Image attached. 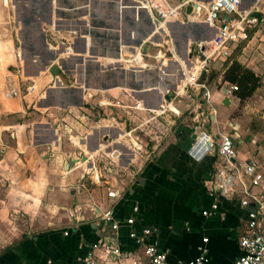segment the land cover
<instances>
[{
    "label": "crops",
    "instance_id": "obj_1",
    "mask_svg": "<svg viewBox=\"0 0 264 264\" xmlns=\"http://www.w3.org/2000/svg\"><path fill=\"white\" fill-rule=\"evenodd\" d=\"M123 1L125 4L135 3V0ZM262 1L242 0L241 8L249 9V4L253 2L252 5H257V15L262 17ZM121 2L0 0V23L9 22L12 30L17 31V39L28 50L29 58L25 62L30 64L31 73L45 72L55 61L54 32L71 37L69 41L73 49L80 51L82 58L69 56L61 62V67L66 74H75L78 84H92L105 80L108 72L99 63L87 59L86 55H115L122 46L137 45L132 38L135 31L145 33L155 29V21L148 9L133 6L122 9ZM123 20L129 28L121 23ZM176 24L183 31L181 39L186 46L191 42V30L196 34L200 28L207 29L198 24L189 25L194 26V30L186 23ZM5 31L7 33L2 29L0 31L2 49L3 42L11 40L15 48L17 40L8 38V28ZM175 46L180 51L179 44ZM230 63L226 67L221 63L219 75L212 80L214 85L207 81L213 95L214 110L209 107L210 111H201L200 116H206L202 122L187 124V120H180L176 126L167 127L164 140L150 147L153 153L149 159L135 157L126 141H112V144L101 141L100 137L106 135V130L114 129L107 128V125L95 130L94 135L88 129L89 141L86 144L85 141L77 146L68 143V125L78 129L79 133L85 130L80 122L83 111L72 105L78 103L76 99L82 98L83 91L79 88L76 91L58 89L52 92L56 99L64 103L60 106L62 110L71 105L73 111L66 114L62 110L37 111L43 114L41 122L10 125L12 128L18 125L27 129L25 135L23 130L19 131L22 132L21 137L12 134L6 139L5 128L8 127L0 126L3 129L0 135V264H79V255L87 253L112 234L111 223L97 215L110 208L120 223L118 239L122 250L132 253L134 260L144 259V246L139 245L135 237L144 236V230L150 229L147 242L168 250L173 264L190 263L202 254V248L206 249L205 255L209 258L207 264H234L243 255L240 237L254 210L243 206L242 201L247 196L242 186H238L234 195L219 194L214 183L215 173L224 160L218 154L200 162L188 154L195 129L196 133L205 129L216 138L222 132H229L238 150L236 163H249L256 167L257 173L264 175V138L249 133L244 122L240 121L241 116L236 115L240 106L239 96L223 94L219 84L224 69ZM246 66L256 71L251 63ZM122 72L124 76L127 74ZM213 72L212 69L209 77ZM149 74L129 72L130 85L134 89V96H130L134 98L133 104L140 95L148 99L150 106L157 107L167 89L175 90L163 81L164 84L150 82L151 87H156L153 90L142 88L141 78L145 77L149 83ZM229 83L233 82L227 81L226 85ZM117 86L120 85L106 84L109 90L115 87L116 91L119 89ZM201 91L204 94V90ZM201 91L195 92L196 95ZM185 94L186 91H183L182 96ZM226 97H230V105L224 104ZM2 112L6 115L28 113ZM114 127L116 131H123L127 125L122 123ZM102 144L107 145L106 149L97 152ZM115 148L120 150L121 155L112 159L108 152L111 149L112 153ZM89 153L94 155L93 158H88ZM83 156L88 160L82 161L84 164L81 165L77 163V157ZM96 175L100 176V182L96 181ZM248 180L251 182V178ZM110 189L119 191L120 196L110 197ZM250 190L255 194L261 193L257 186ZM216 203L219 207L214 210ZM212 211L215 213L210 214ZM205 239L208 241L205 242Z\"/></svg>",
    "mask_w": 264,
    "mask_h": 264
},
{
    "label": "built area",
    "instance_id": "obj_2",
    "mask_svg": "<svg viewBox=\"0 0 264 264\" xmlns=\"http://www.w3.org/2000/svg\"><path fill=\"white\" fill-rule=\"evenodd\" d=\"M241 3L242 0H206L205 2L204 0H135L134 4H130V6L136 8L148 9L150 15L154 21L158 22L160 27L176 22L185 24V20H190L189 22L193 24L195 23L207 27V29L200 28L199 31L201 35L208 32L214 33V36L211 38H207V35L206 38H199L189 43L184 54L188 64H185L178 56L179 51L175 44L168 43L169 33L167 30H165L162 36H158L156 40H146L138 45L122 46L115 55L109 53L90 55L89 53V55H86V58L102 65L105 72H110V68L105 70L107 65L113 67L112 69L119 68L118 70L125 72H148L150 73L149 83H163V79L165 78L164 74L166 72L179 74L181 73L180 70H182L187 74L186 82H184L178 90L167 89L165 93L162 94L163 98L159 106L143 108V105L135 98V104L127 105L130 109L129 111H156L157 117L162 116L167 111H172L174 113L177 111V115L180 116V107L176 108L173 103L183 95V91L187 93L190 89H195L197 91L204 90L203 97L210 103L211 107H213V95L207 84L212 70L210 68L215 62H221L223 67H226V64L232 61L235 50L243 41H246V39L248 40V29L256 25L260 19L258 15L254 14V9L252 11L243 10L241 8ZM125 7L129 8L128 5L122 3L121 8L123 9ZM190 7L191 11L189 12L188 10ZM165 28L166 27L163 29ZM64 45L65 44L61 43L54 45L56 53H58L59 50H62V52L44 72L50 73L55 79L54 86H52L54 90H58L56 80L58 76H56L57 73L55 74L51 71L52 66L57 65L59 69H63L61 67V62L67 55L76 54L73 47L68 45L64 47ZM147 45H149L148 48H146ZM226 69H224L223 75ZM204 75L206 78L202 80ZM223 77L219 79V84L222 86V93L234 97L239 90V86L236 83H229V85H226L227 81H224ZM58 79L60 78L58 77ZM61 82L63 83L62 87H64L63 85L65 83L63 81ZM181 82H183V79ZM69 86L70 85H66V87ZM35 87L36 86L33 85L29 87V89L35 91ZM155 88L156 87H151L149 89L153 90ZM80 89L88 93L87 98L89 99L102 96V104L106 108L117 106L114 102L115 100L107 95H114V92H112L113 89L109 90L106 88V90L97 91L91 88H85L84 84L81 85ZM172 91L175 93V98L168 99L167 95ZM133 92L134 91H132V93ZM17 94L18 92L16 89H12L9 96L13 97ZM85 100L87 101V99ZM171 105H173L175 109H172ZM71 107L68 105L67 107H63V109L73 111ZM80 108L81 105L78 106V111H81ZM212 109L214 110V107ZM97 114V125L100 122V124L104 126V121H106L104 115L100 112ZM82 120H84L82 122L85 123L86 127L90 128L89 133H92L94 130L93 123H90L92 119H89L87 115L83 114ZM56 122L57 124H61L60 121ZM116 122L119 123L117 120ZM134 131H136V129H130L127 135L131 136ZM66 136L68 143H71L73 146H77L78 142L80 143L87 140L82 134L76 133L75 129L70 125L66 128ZM124 136L126 135L124 134L121 137L118 136L112 139L113 136L105 135V139H107L101 141H110L112 144V141L116 142ZM106 147L107 145H103L101 149H106ZM133 148L135 150H141L143 149V144L134 142ZM117 150L118 149H115L112 153L108 152L112 155V159H116L121 155V153L116 154ZM118 151L120 152V150ZM152 153L151 151L149 157H151ZM188 154L197 162L203 161L206 157L213 154H218L219 157L224 160L221 167L217 169L214 180L220 195H234L238 186L243 187V191L247 198L242 201V204L243 206L250 207L254 211L250 213V220L247 223L246 230L240 237V246L243 250V255L238 258L234 264H264V175L257 173L256 167L249 163L241 162L239 165L236 163L238 150L229 132H222L219 134V137L216 138L207 130H200L197 133V137L188 148ZM87 155L89 159L94 156L90 153ZM88 158L85 156L77 157V163L82 165ZM248 178H251V182H249ZM95 179L97 182L101 181L99 175H96ZM254 186L259 187L261 193H253L250 188ZM108 195L116 198L120 196V192L110 189ZM251 199H253V201ZM252 204H255V206H252ZM218 207L219 205L217 203L213 205L214 210H217ZM214 213L215 211L210 212V214ZM97 215L107 223H111L112 234L106 237L100 244L95 245L87 253L79 255V264H173L169 260L168 250L161 249L156 243L147 242L146 238L151 233L150 229L144 230V236L135 237L137 243L144 246V259L134 260L132 253L122 250L118 239L120 223L115 218L114 210L110 208ZM207 241L208 239H205V242ZM205 253L206 249L202 248V254L190 263L179 264H207L209 258Z\"/></svg>",
    "mask_w": 264,
    "mask_h": 264
},
{
    "label": "rangeland",
    "instance_id": "obj_3",
    "mask_svg": "<svg viewBox=\"0 0 264 264\" xmlns=\"http://www.w3.org/2000/svg\"><path fill=\"white\" fill-rule=\"evenodd\" d=\"M140 1V0H136ZM122 3L124 1L122 0ZM253 2H251V5L249 4L248 8L245 9L248 11H252L254 9V14L257 15L256 11V4L252 5ZM128 7H131L130 4H126ZM262 7V10L264 11V1L260 4ZM247 6V5H246ZM259 6V5H258ZM141 11V10H140ZM122 13V12H121ZM140 14V12L138 11ZM264 13V12H262ZM91 15H92V9H91ZM124 15V14H122ZM121 15V17H122ZM259 16V22L250 27L248 29V40L246 41L249 42V40H253L251 43H247L243 41L241 45L235 50L232 56V60L237 59L238 61L240 60L241 63L243 62V66L248 68L246 65L250 64L253 65V67L256 68V71L253 70L261 79L260 82V87L252 94L249 95L246 98H240L239 101V109L236 112V115H240L241 119L240 121H243L246 128L249 130V133L251 134H257L260 137L264 138V14L262 17ZM124 17V16H123ZM123 19V18H121ZM186 24L189 26L193 24L192 22H189L190 20H185ZM125 27L129 28V25L127 22L124 20L121 22ZM155 29L151 31H146L145 33H138L135 31L133 34L132 38L134 40V43L137 45L143 41H153L158 38V36H162L163 31L167 30L169 33V40L168 43L170 44H176L178 43L180 46V51L178 53V56L183 59V61L188 64L187 58H185V51H186V43L182 42L183 38L181 33V29L176 23L172 24H166L164 27H160L158 25V22L155 21ZM195 24V23H194ZM193 24V25H194ZM3 27L5 28L3 30ZM13 27V26H12ZM12 27L9 22H1L0 23V31L7 33L6 28H8L9 32V37H14L17 40V45L14 48V41H4V49H2L0 45V126L8 127L6 130L7 136L6 139L11 138V135H18V137L22 136V131L23 134L28 132L25 127H20L24 124L26 121H29V123H39L43 120V114L38 113L37 111H60L62 108H60L61 105H64V103L60 102L61 100L56 99L53 95V90L52 86H54L55 79L51 76L50 73H44L38 71L33 72L32 69H30L28 63H26V59L29 58L27 55V51L23 48L22 41L17 39L16 30H12ZM191 27V26H189ZM48 28V27H46ZM191 27V29H193ZM189 29V28H188ZM194 30V29H193ZM200 30V29H199ZM198 30V31H199ZM192 31V30H191ZM53 34V31H51ZM197 32V31H196ZM194 35L196 36V39H199L202 37L201 32L196 33L192 31ZM57 33L54 32L53 37L55 38L54 43L55 45L58 43H65L64 47L66 45L71 46L72 44L69 40H71V37H63L61 35H56ZM144 34V36L142 35ZM214 36V33L211 32V34L208 36V38H211ZM6 38V37H5ZM143 38V39H141ZM194 38V36H193ZM191 41V39L189 37ZM136 41V42H135ZM10 46H9V44ZM249 44V45H247ZM242 46V47H241ZM246 47V49H244ZM64 50V49H63ZM107 51H110V49H106ZM26 52V53H25ZM62 50H59L58 53L56 54V57H59L61 54ZM80 51H76L74 55H70V57H77L78 59L82 58L79 54ZM69 57V54L65 59ZM215 65V66H214ZM214 65L210 68L213 69L214 72L210 78V85H214L212 80H214L218 75H219V70L222 69V65L220 62H215ZM110 68V69H109ZM113 67H105V70L109 69V71L106 74L105 82L107 83H120L122 86H125L126 88H130L129 85L130 81L129 79L131 76L129 75V72L124 76V73L121 70H118L119 68L112 69ZM114 70V71H112ZM121 71V72H118ZM181 73L179 74H172L170 72H166L164 74L165 78L164 83L169 85L171 88L172 86L174 87L175 90H178L180 86L187 80V74L180 70ZM62 74V73H61ZM65 78H63V82L65 83H71L75 82L77 83L78 78L75 74H64ZM127 76V77H126ZM130 77V78H129ZM183 79V82L181 80ZM57 85L58 89H61L64 91L62 87V82L59 81L57 78ZM141 87L146 88V90H150L151 88L150 83L146 81L145 77L141 78ZM35 85L36 86V91H32L29 89V87ZM132 85V84H131ZM219 86V84H217ZM12 89H16L18 92L17 95L10 97L9 93ZM56 90V89H55ZM66 91V90H65ZM115 91V87H113V90ZM145 91V90H143ZM197 90L195 89H190L184 96H180L173 104L175 105L176 108L181 107V111H183V114L181 112L180 116H178V113H172L170 111H167L165 114L162 116H158L156 114V111H147V110H138V111H127L130 110L127 105H132L133 102L129 97L130 91L126 90L119 91L117 89L114 94H118V97L114 99L115 103L117 106H113L112 108H107L109 111H105L103 113L104 118L106 121H104V124L107 125V128H114L111 131L108 129L106 132H104L106 135L109 133L113 137H121L124 134L122 139L120 141H126L128 146L130 147V150L134 153L135 157L139 158L140 160H145L149 159L150 157V147L158 145L164 140V135L166 130L168 129L167 127H170L172 125L176 126L178 121L180 120H187V124H193V123H199L200 120L202 122V119L204 116H200L201 111H210L209 107H211L210 103L203 97L204 94H202V91L199 92L201 94L196 95ZM64 93V92H63ZM138 93V92H137ZM45 94V96H44ZM42 97V99H40ZM138 102H140L143 105V108L149 107L150 103L147 98L144 96L138 95ZM71 107V106H70ZM151 107V106H150ZM173 105H171L172 109H175ZM183 107V109H182ZM67 110V109H66ZM62 110L64 111L63 113H68V110ZM2 111H28V113H11L9 115H6L5 112ZM213 111V110H212ZM101 112V111H97ZM71 115H74L72 112H70ZM93 117L92 123H94V118H95V111L92 114ZM178 117V119H177ZM183 117V118H182ZM74 117H71V119ZM167 118V119H165ZM116 120L119 122L117 123ZM81 122L82 128L85 127V130H81L83 133H79L78 129H75V132L84 135L85 143L86 141H89V138H87V135H89L87 129H90L89 127L86 129L85 123ZM197 121V122H196ZM27 123V122H26ZM124 123L127 125L123 131H116L114 125L119 126V124ZM13 124H18L16 128L9 127L10 125ZM37 125V124H36ZM32 127V125L30 126ZM78 128V127H77ZM130 129H136L132 133L131 136L127 135V132ZM144 130V131H143ZM3 129L0 127V135L2 133ZM129 133V132H128ZM25 135V134H24ZM21 138L23 140L24 138ZM17 137V136H16ZM91 137V136H89ZM83 142V141H82ZM138 142L143 144V149L141 150H135L133 148V143ZM81 143V142H80ZM78 142V145H81ZM80 147V146H78ZM103 145H101L98 149L97 152L101 150ZM116 147V146H115ZM113 148V146H111ZM116 149V148H115ZM88 151V149H85ZM77 152L79 149L76 150ZM111 152V149L109 150V153ZM86 169V168H84Z\"/></svg>",
    "mask_w": 264,
    "mask_h": 264
},
{
    "label": "flooded vegetation",
    "instance_id": "obj_4",
    "mask_svg": "<svg viewBox=\"0 0 264 264\" xmlns=\"http://www.w3.org/2000/svg\"><path fill=\"white\" fill-rule=\"evenodd\" d=\"M51 65V64H50ZM49 65V66H50ZM51 71H52V69H51ZM114 71V70H113ZM53 72V71H52ZM118 72H121V71H118ZM54 73V72H53ZM62 73V74H61ZM64 74H66V71L64 70V69H59V67H58V73H57V75L56 76H58L60 79H58V77H56L59 81H63V78L62 77H64L65 78V75ZM129 83L131 82V81H128ZM65 83V82H64ZM84 85H85V88H91V89H93V90H97V91H103V90H106V83H105V81L104 80H101L100 82L98 81H95V82H93L92 84H90V83H83ZM117 84V83H116ZM120 86H117L119 89H120V91L121 90H123V91H125L126 92V90H128V91H130V94H129V97L130 96H134L133 95V93H132V91H134V89L132 88V85H129V87L130 88H126L125 86H122L120 83H118ZM66 85H70L69 87H66ZM80 85V86H79ZM81 85L82 84H78V83H75V82H73V83H65L63 86V89L64 90H70V91H72V90H78V88L80 89L81 88ZM81 90V89H80ZM87 95H88V93H86L85 92V90L83 91V93H82V98L80 97V98H78V99H76L77 100V102L78 103H73L72 105L73 106H75V107H77L78 108V106H80L81 105V108H80V110L81 111H83V113L85 114V115H87V117L89 118V119H91V117H93V113H94V111H95V118H94V123H93V128H94V130H93V135H94V131L96 130H99L100 128H102L103 127V125H101L100 124V122H99V124L97 125V122H98V120H97V116H98V114H97V111H101L100 113L101 114H103V113H105V111H109L106 107H104L103 106V104H102V99H101V97L102 96H100V97H97V98H87ZM108 95V97H112L113 99H115L116 97H118V94H107ZM85 99H87V101L85 100ZM130 99H132V102H134V99L133 98H130ZM71 106V105H70ZM113 109V108H112ZM127 111H129V110H127ZM100 139L101 140H106L105 139V136L103 135L102 137H100ZM109 140V139H108Z\"/></svg>",
    "mask_w": 264,
    "mask_h": 264
},
{
    "label": "trees",
    "instance_id": "obj_5",
    "mask_svg": "<svg viewBox=\"0 0 264 264\" xmlns=\"http://www.w3.org/2000/svg\"><path fill=\"white\" fill-rule=\"evenodd\" d=\"M204 75L202 80H205ZM209 77V81H210ZM224 81H230L236 83L239 86V90L236 95L240 98H246L252 95L259 87L261 79L260 77L250 68H246L237 59L232 60L228 68L226 69L223 77Z\"/></svg>",
    "mask_w": 264,
    "mask_h": 264
},
{
    "label": "water",
    "instance_id": "obj_6",
    "mask_svg": "<svg viewBox=\"0 0 264 264\" xmlns=\"http://www.w3.org/2000/svg\"><path fill=\"white\" fill-rule=\"evenodd\" d=\"M189 12L191 11V7L189 8V10H188ZM149 47V45H147L146 46V48H148ZM52 71L56 74V73H58V66L57 65H53L52 66ZM174 96H175V93L174 92H171L169 95H168V99H172V98H174ZM230 103H231V99H230V97H226L225 98V100H224V104L225 105H230ZM197 137V133H196V129L194 130V134H193V139H195ZM107 139V138H106ZM116 154H120V152L117 150L116 151ZM252 206H255V204H252Z\"/></svg>",
    "mask_w": 264,
    "mask_h": 264
},
{
    "label": "bare ground",
    "instance_id": "obj_7",
    "mask_svg": "<svg viewBox=\"0 0 264 264\" xmlns=\"http://www.w3.org/2000/svg\"><path fill=\"white\" fill-rule=\"evenodd\" d=\"M206 0H204V2H205ZM182 33H183V31H181ZM165 33V31H163V33H162V35ZM211 34V32H208V33H203L202 34V37L201 38H206L207 37V35L209 36ZM193 36H194V38H193ZM191 39H195L196 37H195V35H194V33H192V31L190 32V36H189ZM208 38V37H207ZM168 40H169V37H168ZM181 59V58H180ZM183 60V59H182ZM184 62V61H183ZM185 63V62H184ZM186 64V63H185Z\"/></svg>",
    "mask_w": 264,
    "mask_h": 264
}]
</instances>
